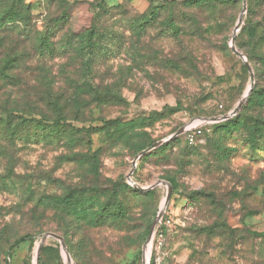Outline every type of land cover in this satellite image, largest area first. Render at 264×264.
<instances>
[{"label":"rangeland","instance_id":"obj_1","mask_svg":"<svg viewBox=\"0 0 264 264\" xmlns=\"http://www.w3.org/2000/svg\"><path fill=\"white\" fill-rule=\"evenodd\" d=\"M190 1L24 0L0 27V264H264V0Z\"/></svg>","mask_w":264,"mask_h":264},{"label":"trees","instance_id":"obj_2","mask_svg":"<svg viewBox=\"0 0 264 264\" xmlns=\"http://www.w3.org/2000/svg\"><path fill=\"white\" fill-rule=\"evenodd\" d=\"M211 1H213V0H192V1H190V3L188 5L189 6H191V5L192 6L203 5V4H208ZM232 1H234V0H232ZM1 3L4 4L3 5L4 9H3V11H2V13L0 15V27L8 26V27L13 28V30H17V28L19 26H22L23 28H27V27L31 26V23H32L31 15L29 13L28 7L24 4V0H1ZM165 4L177 5V4H180V3H165ZM139 23H140V21H135V24H139ZM99 32L98 31H94V30H89L87 35H86V37H85L87 45L90 47V50H89V53H88L89 55H91L93 53L91 46L93 44V41L95 39H97V36H98ZM56 34L57 33H55V31H54V32H50L49 34H44V35L40 36L37 39V42H36L38 51H40L42 53L50 52V54L52 52H54L53 51V47H52L51 39L55 38ZM111 37H113V36L111 35ZM79 38H80L79 35H73L72 38L68 37L65 42H62V43H65V47H64L63 52H66V53L67 52H74L73 51V49H74L76 52L80 53L79 51H81V49L79 47H77L76 43H75V45L73 44V42L76 41ZM82 50H83V47H82ZM11 62L12 61L8 60V61H6L5 64H9V65L12 66ZM90 63L87 64V68H90ZM78 88H79L78 90L76 89V91H78V95L91 94V95H95L96 99H97L98 96H100L99 94L98 95L96 94V91H94L93 88L86 89V90H80V87H78ZM74 91L75 90H73L72 92L74 93ZM73 93H72V97H74ZM71 101H73L74 103H77L75 98H73V100H71ZM66 102H68V100ZM51 106L53 107L52 110L55 112V114L59 116L58 120L55 123L52 124L53 126L56 127V126L60 125L61 121H64L66 119H65V117H62L63 116L62 115L63 114V109H62V107L60 105H58L56 103H52ZM44 121H46V120L41 119L38 122V124L42 128L43 132L44 131H48V134H49V133H51L49 130L53 126H51V124L44 123ZM5 125H6V129L5 130L7 132H12L14 134L15 131L18 130V128H14V126L12 125L10 120H8V122H6ZM56 129H57V127H56ZM69 130H71L74 133H80L81 132V133H84V134H87V135H90L93 132L92 128H89V129H85V128L73 129V128H71ZM56 132L58 133L59 129ZM167 146H169V144H167ZM160 149L162 150L163 147H161ZM262 235H264V233ZM28 240H31V239L22 240L20 243L28 241Z\"/></svg>","mask_w":264,"mask_h":264},{"label":"water","instance_id":"obj_3","mask_svg":"<svg viewBox=\"0 0 264 264\" xmlns=\"http://www.w3.org/2000/svg\"><path fill=\"white\" fill-rule=\"evenodd\" d=\"M163 1L177 2V1H186V0H163ZM243 1H244V0H243ZM244 4H245V1H244ZM245 10H246V8H245V6H244V8H243V12H242V15H241V17H240V19H239V22H238V25H237V28H236L235 32L238 30L239 26H240V25L242 24V22H243V15H244V13H245ZM233 38H235V34H234V37H233ZM232 51H233L234 54H236V55H238L240 58H242L243 61H246L245 57H244L239 51H237L235 48H232ZM246 66H247L248 70L251 71L250 66H249L248 64H246ZM250 92H251V90L249 91V93H250ZM240 108H241V104L239 105V107H238L237 110H239ZM234 114H235V113L231 114L230 116H224V117H222V118H220V119H217V121H226V120H228L230 117L234 116ZM184 133H185V127L182 128V129H180V130H178V131L175 133V135H174L170 140H172L173 138H176V137H178V136H180V135H182V134H184ZM156 146H157V145H154L152 148H155ZM148 151H149V150L142 152V153L139 155V157L142 156V155H144V154H145L146 152H148ZM134 166H135V164H134ZM158 185H159V184H158ZM158 185H155V186H153L152 188H155V187L158 186ZM170 196H171V189H169V193H168V196H167V199H166V204L169 202ZM160 219H161V213L158 215V217L156 218L155 222L153 223V225H152V227H151V230H150V233H149V237H148V239H147V243H149V242L151 241V239H152V235H153V233H154V230H155L157 224L160 222ZM47 237H52V238H56V239H58V240L60 241L61 245L66 249V246H65L64 240H63L61 237L56 236V235H53V234H49ZM46 240H47V239H46V237H45V238L43 239V241H42V245L46 242ZM41 248H42V246L39 248V251H38V257H37V262H36V264H39V263H40V257H39V254H40ZM67 258H68V260L70 259V255H69L68 253H67ZM145 259H147V257H146Z\"/></svg>","mask_w":264,"mask_h":264},{"label":"built area","instance_id":"obj_4","mask_svg":"<svg viewBox=\"0 0 264 264\" xmlns=\"http://www.w3.org/2000/svg\"><path fill=\"white\" fill-rule=\"evenodd\" d=\"M216 121L211 120H203L200 118L192 120L186 127H185V134L188 135L190 140H193L195 137L201 135L203 130L210 126L211 124L215 123Z\"/></svg>","mask_w":264,"mask_h":264}]
</instances>
